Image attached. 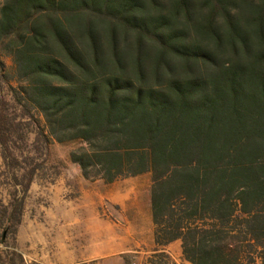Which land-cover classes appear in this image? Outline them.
Returning <instances> with one entry per match:
<instances>
[{
  "label": "trees",
  "instance_id": "trees-1",
  "mask_svg": "<svg viewBox=\"0 0 264 264\" xmlns=\"http://www.w3.org/2000/svg\"><path fill=\"white\" fill-rule=\"evenodd\" d=\"M73 141L85 179L150 175L155 246L264 264V0H0V264H28L35 155Z\"/></svg>",
  "mask_w": 264,
  "mask_h": 264
},
{
  "label": "rangeland",
  "instance_id": "rangeland-1",
  "mask_svg": "<svg viewBox=\"0 0 264 264\" xmlns=\"http://www.w3.org/2000/svg\"><path fill=\"white\" fill-rule=\"evenodd\" d=\"M5 71L9 72L11 60L2 55ZM4 93L6 90L3 91ZM34 136L29 135L31 142ZM21 145V143H20ZM81 144L77 141L69 143L52 142L41 156L35 155L38 161L45 160L44 168L35 177L30 186L25 203L22 223L18 230L19 251L24 260L33 261L26 249L27 222L35 218L39 223L43 216L69 222L77 217V251L80 257L84 254L88 241L101 240L105 236H113L119 232L131 233L143 243L125 255V262L135 264H183L177 243L172 244V256L163 252L165 259L151 253L148 245L151 232L150 187L149 174L119 179L107 184L98 179H85L79 166L69 159L71 152L77 151ZM27 155V150L17 152ZM31 154V153H30ZM25 166V164H23ZM22 172V171H20ZM11 173L3 166L0 157V199L7 201L11 190ZM59 216V217H58ZM57 222V221H56ZM50 229V233H52ZM41 233V232H40ZM98 242V241H97ZM10 243V242H9ZM91 245V242H89ZM139 252V253H137ZM161 253V252H160ZM77 264H94L78 261Z\"/></svg>",
  "mask_w": 264,
  "mask_h": 264
},
{
  "label": "crops",
  "instance_id": "crops-1",
  "mask_svg": "<svg viewBox=\"0 0 264 264\" xmlns=\"http://www.w3.org/2000/svg\"><path fill=\"white\" fill-rule=\"evenodd\" d=\"M51 217L45 214L43 220H40L39 223L36 222L35 218H32L26 225L27 252L29 256L31 254L33 261L39 260L41 264H77L78 261L94 264H127L124 259L125 255L134 252L133 249L139 248L140 244L143 243L130 232H119L110 237H103L100 244H98L100 241L98 239L88 241V246L80 257L81 252L77 251V229L79 227L77 217L68 224L60 218L54 219ZM50 229H52V233H50ZM89 242H91V245ZM173 243H177L175 247H179L182 263L189 264L182 258L179 241L163 247L155 246L152 224L148 242L152 249L151 253L165 252L172 256Z\"/></svg>",
  "mask_w": 264,
  "mask_h": 264
}]
</instances>
